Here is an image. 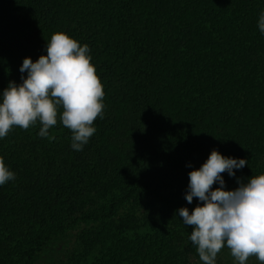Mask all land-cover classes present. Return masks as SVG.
Segmentation results:
<instances>
[{"label": "trees", "instance_id": "1", "mask_svg": "<svg viewBox=\"0 0 264 264\" xmlns=\"http://www.w3.org/2000/svg\"><path fill=\"white\" fill-rule=\"evenodd\" d=\"M262 11L264 0H0V96L55 33L89 46L105 92L82 151L59 119L54 141L39 122L0 138L16 174L0 186V264H198L178 216L202 206L185 199L189 173L217 150L248 161L222 174L225 190L264 175ZM229 252L216 264H236Z\"/></svg>", "mask_w": 264, "mask_h": 264}, {"label": "clouds", "instance_id": "2", "mask_svg": "<svg viewBox=\"0 0 264 264\" xmlns=\"http://www.w3.org/2000/svg\"><path fill=\"white\" fill-rule=\"evenodd\" d=\"M258 28L264 34V11ZM47 55L33 62L25 58L20 68L22 83L10 82L0 96V138L14 127L24 130L41 125L38 135L54 141L49 130L59 122L71 130V147L82 151L96 133L94 122L103 119L104 86L91 63L90 48L65 33H55L46 46ZM62 109V112L60 111ZM248 165L246 159L225 157L213 150L207 161L189 173L185 199L201 202L191 212L183 207L178 216L192 226L189 236L203 264H216L226 246L236 264L256 257L264 264V175L253 176L239 187L225 190L223 173L236 177ZM191 167V165H189ZM16 179L0 156V186ZM219 187L213 189L215 184Z\"/></svg>", "mask_w": 264, "mask_h": 264}, {"label": "rangeland", "instance_id": "3", "mask_svg": "<svg viewBox=\"0 0 264 264\" xmlns=\"http://www.w3.org/2000/svg\"><path fill=\"white\" fill-rule=\"evenodd\" d=\"M228 254V253H227ZM229 254H231V252H229ZM231 258V257H230ZM233 258V257H232ZM219 261V259H216V262ZM255 260L252 259V257H249L248 261L246 262V264H250L253 263ZM198 264H203L202 261H198ZM225 264V263H224Z\"/></svg>", "mask_w": 264, "mask_h": 264}]
</instances>
